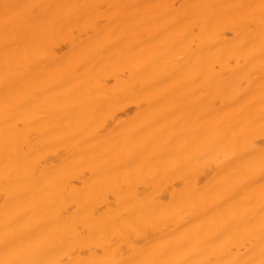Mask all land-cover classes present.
I'll use <instances>...</instances> for the list:
<instances>
[{
	"label": "bare ground",
	"instance_id": "1",
	"mask_svg": "<svg viewBox=\"0 0 264 264\" xmlns=\"http://www.w3.org/2000/svg\"><path fill=\"white\" fill-rule=\"evenodd\" d=\"M15 2L102 7L99 22L45 29L30 66L9 59L15 72L0 41V258L19 216L9 238L59 236L45 246L64 264L183 241L220 261L228 248L258 260L259 233L242 220L260 183L251 161L264 147V81L228 6L259 0ZM6 135L26 161L7 186Z\"/></svg>",
	"mask_w": 264,
	"mask_h": 264
},
{
	"label": "snow or ice",
	"instance_id": "2",
	"mask_svg": "<svg viewBox=\"0 0 264 264\" xmlns=\"http://www.w3.org/2000/svg\"><path fill=\"white\" fill-rule=\"evenodd\" d=\"M100 5L91 4H39V3H17L15 0H3L0 3V41L5 52L6 71L15 72L17 69L12 66L9 59H13L17 64L23 62L26 66L31 64V56H37L39 42L42 39L45 29L54 28L61 23L70 22H99ZM117 7L109 5V8ZM121 8H169L168 5H121ZM184 8H211L212 5H185ZM233 9V19L244 30V39L241 47L247 51L248 58L252 61L259 60V71L261 80L264 81V0H259L257 4H238L228 6ZM209 20L211 17L208 18ZM195 25L193 26V30ZM261 113L260 119L264 121V83L260 89ZM11 119H16L17 123L13 127H18L20 121L15 116L5 115V123ZM261 138L264 139V124L260 130ZM9 137L5 136V185H9L17 178L22 169L26 167V161L22 160L17 152L10 150ZM253 166L258 165L260 183L253 189L248 197V206L245 212L246 220H242L245 225V233L252 236L258 232L259 236V259H241L239 255L232 256L235 250L228 248L226 255L231 258L223 261L217 260L214 253H204L192 246L188 241L177 244L175 248L157 245L147 251L143 258H136L133 255L127 260L104 262V264H264V147L253 157ZM254 178H250L249 184L245 187L255 185ZM259 199V214L257 215L252 207V200ZM19 216H13L6 225L9 231L4 239V257L0 258V264H64L62 260L51 258L47 255L49 249L46 244L54 243L61 237L53 235L45 236L43 241H33L28 238L27 242H18L15 233L10 230L12 223L18 222ZM135 230V229H133ZM96 264V262H89Z\"/></svg>",
	"mask_w": 264,
	"mask_h": 264
}]
</instances>
